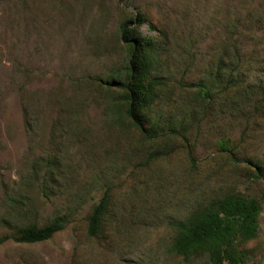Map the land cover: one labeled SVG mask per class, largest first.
I'll return each mask as SVG.
<instances>
[{
	"label": "rangeland",
	"instance_id": "374dc122",
	"mask_svg": "<svg viewBox=\"0 0 264 264\" xmlns=\"http://www.w3.org/2000/svg\"><path fill=\"white\" fill-rule=\"evenodd\" d=\"M140 14L168 78L153 139L107 84L129 61L120 25ZM221 59L239 85L203 102L183 84ZM257 164L264 172V0H0V238L25 217L70 218L50 240L5 241L0 264H212L172 251L173 222L230 192L262 200L259 235L240 249L264 264Z\"/></svg>",
	"mask_w": 264,
	"mask_h": 264
},
{
	"label": "trees",
	"instance_id": "16d2710c",
	"mask_svg": "<svg viewBox=\"0 0 264 264\" xmlns=\"http://www.w3.org/2000/svg\"><path fill=\"white\" fill-rule=\"evenodd\" d=\"M136 20L137 24L133 19H125L120 25V35L128 47L129 61L117 76L107 80V84L120 90L116 102L123 108L124 117L135 127L142 128L145 138L153 139L156 129L150 115L161 89L168 86V78L159 74L161 57L158 40L153 35L141 32L140 25L147 18L140 14ZM232 28H237V23L231 24ZM227 56L229 58V54ZM224 63L228 62L221 59L215 72H209L205 79L183 85L195 89L202 101L207 103L214 101L218 94L229 93L239 84L234 80L233 72L229 71V64ZM257 165L259 168L255 177L260 179L264 172L260 164ZM10 199L23 203L16 197ZM108 206L109 193L106 192L89 217L90 235L95 236L100 232ZM262 211V200L256 196L230 192L213 198L196 207L184 219L173 222L176 235L172 251L185 257L206 253L212 264H247L249 253L240 246L259 235ZM2 219L5 223L10 222L7 216ZM25 219L14 225L11 235L0 238V246L9 239L29 244L50 240L70 221L67 215L55 217L46 225Z\"/></svg>",
	"mask_w": 264,
	"mask_h": 264
}]
</instances>
